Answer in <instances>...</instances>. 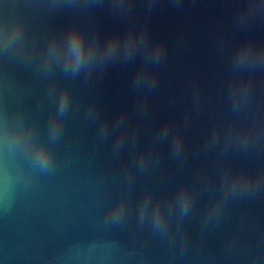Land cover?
<instances>
[{"label":"water","instance_id":"1","mask_svg":"<svg viewBox=\"0 0 264 264\" xmlns=\"http://www.w3.org/2000/svg\"><path fill=\"white\" fill-rule=\"evenodd\" d=\"M237 6V0H183L176 8L169 0H158L148 14L146 0H135L131 22L148 27L166 48L155 69L158 85L148 94L143 113L137 105L144 93L131 86L139 57L128 66L96 70L88 79L81 75L68 80L54 72L57 94L67 88L72 99L54 149V170L26 179L27 161L9 159L0 146V264H264V189L230 199L219 220L205 224L211 196L198 183L200 177L210 184L217 180L215 152L204 150L205 136L214 123L233 119L225 96L231 50L249 37L264 41V18L246 29L234 27ZM0 17L22 18L40 45L72 23L107 34L125 31L130 22L97 0H0ZM251 79L256 102L264 107V74L257 72ZM51 83L52 77L44 76L34 62L0 54V109L20 108L43 128L54 107ZM90 105L97 111L91 118ZM121 112L128 136L116 153L113 144L120 129L106 139L98 132L104 119L114 125ZM164 122L180 128L186 155L182 160L172 157L171 137L156 144L158 167L135 173L130 200L138 202L146 187L167 196L181 183L196 186V205L184 220V247L180 238L173 246L147 226L137 227L134 215L124 226L105 225L107 208L125 186L122 173L131 160V132L137 134V152L147 151ZM228 160L234 168L264 167V142L247 155L230 152ZM6 172L15 184L7 205L2 196Z\"/></svg>","mask_w":264,"mask_h":264},{"label":"clouds","instance_id":"2","mask_svg":"<svg viewBox=\"0 0 264 264\" xmlns=\"http://www.w3.org/2000/svg\"><path fill=\"white\" fill-rule=\"evenodd\" d=\"M56 4L58 0H52ZM107 2L114 12H120L129 18V26L123 32L101 34L97 29L87 32L82 26L72 23L59 32L51 33L43 45L38 44L35 36L30 37L22 18L8 19L0 17V54L12 58H21L35 63L44 76L52 77L49 96L54 102L46 125L42 128L36 119H29L20 108L10 111L0 109V146L6 156L15 160L22 157L28 164L29 179L37 173L48 174L56 167L55 146L64 132V122L72 108L70 91L62 88L57 94L54 72L56 70L68 80L83 75L91 78L94 71L103 73L109 66H128L139 57V64L132 77V89L138 94L142 90L143 99L138 98L137 111H147V96L158 85L155 69L163 61L166 48L162 41L154 40L148 27H137L131 22L135 0H97ZM158 0H146L147 12L151 14ZM179 8L183 0H169ZM233 15V24L237 29L248 28L258 18H264V0H237ZM224 44L222 42L221 49ZM229 79L225 96L230 105L233 119L223 125L214 123L204 138V150L215 152L217 161V180L210 184L204 177L198 183L204 191L210 193V200L204 210L203 220H219L230 199L254 195L264 189V167L256 170L234 168L229 162V153L247 155L257 145L264 142V107L256 102L255 85L251 77L257 72L264 74V41L249 37L235 45L228 58ZM199 106L200 95L197 90L194 97ZM94 105L89 106V117H95ZM125 113L121 112L115 124L104 119L98 135L106 139L110 132L120 129L115 137L113 150L120 153L126 137ZM188 121L186 119L185 124ZM179 127L164 122L153 137V147L137 152V134L131 132L132 155L127 168L122 173L125 186L117 200L105 212V225L124 226L133 215L137 227L147 226L151 232L166 237L175 246L178 238L181 246L187 245L184 220L193 211L197 202L196 186L184 182L167 196L156 195L153 188L146 187L138 202L133 204L130 196L134 187L135 173L155 170L159 164L156 144H163L171 137L170 154L176 160H182L185 153L184 138ZM23 174V173H21ZM13 178L5 173L2 196L6 205L14 197Z\"/></svg>","mask_w":264,"mask_h":264}]
</instances>
